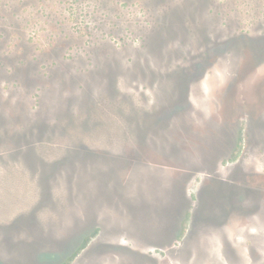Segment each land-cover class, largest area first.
<instances>
[{
  "label": "rangeland",
  "instance_id": "obj_1",
  "mask_svg": "<svg viewBox=\"0 0 264 264\" xmlns=\"http://www.w3.org/2000/svg\"><path fill=\"white\" fill-rule=\"evenodd\" d=\"M40 251L264 264V0H0V264Z\"/></svg>",
  "mask_w": 264,
  "mask_h": 264
},
{
  "label": "crops",
  "instance_id": "obj_2",
  "mask_svg": "<svg viewBox=\"0 0 264 264\" xmlns=\"http://www.w3.org/2000/svg\"><path fill=\"white\" fill-rule=\"evenodd\" d=\"M93 171L94 170H92V172ZM93 176H94L93 178L98 179V182L102 179V174L100 176H98L97 173L95 172V174ZM103 187H104V185H103ZM136 203H139L140 205L134 206L136 212H135V217H133V218L130 217L131 219H130V222H129V231L135 233L134 235L136 237L148 239L149 241H152V240H163V239H166L167 237H169L166 234V229L167 228L163 229V233L160 232L159 228L157 227V225L160 224V223H158L156 221V219H154V221L152 220V217H151V214H150L152 211H151L150 207H148V205L150 206V204H148L146 200H144V201L143 200H139ZM219 203H220L219 200H217V201L215 200V203L211 205L212 206L211 210L213 211V213H211V216H209V218H210L209 220L210 221H213V220L217 221L219 219H222L221 215L218 214V212L220 213V211H219V208H220ZM136 214H138V215H136ZM138 222L145 223V227L140 226V224H138ZM163 234L165 235V237H164ZM216 243H217V241H216ZM213 248L216 250L215 247H213Z\"/></svg>",
  "mask_w": 264,
  "mask_h": 264
},
{
  "label": "trees",
  "instance_id": "obj_3",
  "mask_svg": "<svg viewBox=\"0 0 264 264\" xmlns=\"http://www.w3.org/2000/svg\"><path fill=\"white\" fill-rule=\"evenodd\" d=\"M57 243V242H56ZM53 252V251H52ZM52 252H50V251H40L39 253H38V255H37V257H36V262L38 263V262H40V261H43V262H41L42 264H44V262L46 261V260H48V259H51V260H58L59 259V257L58 256H56L55 254H52ZM74 252L75 251H71L70 252V255L72 254H74ZM70 255H68L67 257H69ZM66 257V258H67Z\"/></svg>",
  "mask_w": 264,
  "mask_h": 264
}]
</instances>
